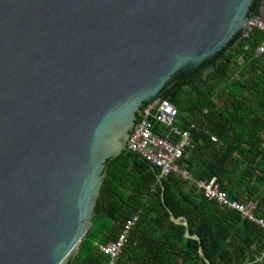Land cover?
<instances>
[{"label":"water","instance_id":"1","mask_svg":"<svg viewBox=\"0 0 264 264\" xmlns=\"http://www.w3.org/2000/svg\"><path fill=\"white\" fill-rule=\"evenodd\" d=\"M253 4L0 0V264L79 259L144 103L243 36Z\"/></svg>","mask_w":264,"mask_h":264},{"label":"trees","instance_id":"2","mask_svg":"<svg viewBox=\"0 0 264 264\" xmlns=\"http://www.w3.org/2000/svg\"><path fill=\"white\" fill-rule=\"evenodd\" d=\"M261 5L254 0V16L260 17ZM262 42L258 28L234 37L194 72L174 76L160 97L176 106L178 129L190 132L179 166L194 179L216 177L231 199L255 202L257 216H264V52L256 51ZM150 119L156 133L179 140ZM160 174L127 149L107 161L92 224L73 264H264L255 260L264 246L261 227L207 199L181 173ZM136 215L111 263L99 245L115 240Z\"/></svg>","mask_w":264,"mask_h":264},{"label":"built area","instance_id":"3","mask_svg":"<svg viewBox=\"0 0 264 264\" xmlns=\"http://www.w3.org/2000/svg\"><path fill=\"white\" fill-rule=\"evenodd\" d=\"M254 28L264 31V20L256 15L250 17L248 28L244 35H248ZM256 51L257 53L264 52V42L257 47ZM177 114L176 106L167 99L159 98L145 102L126 142L127 150L158 166L161 169L160 176L171 172L181 173L184 179L195 182L207 199L216 200L221 205L239 211L244 217L256 223L264 231V216L255 214V202L243 203L239 200L231 199L227 192L221 189L216 177H213L210 181L194 179L189 170L179 166L178 160L184 155L185 148L190 144V132L180 130L175 125ZM151 117L170 127L176 135L180 136L179 140L176 141L169 135L163 137L156 133L154 124L150 119ZM137 219V215L130 219L115 240L99 245L100 250L110 256L111 263H114L121 254L122 248L128 241V234ZM255 260L257 262L264 260V246L260 253L256 254Z\"/></svg>","mask_w":264,"mask_h":264},{"label":"crops","instance_id":"4","mask_svg":"<svg viewBox=\"0 0 264 264\" xmlns=\"http://www.w3.org/2000/svg\"><path fill=\"white\" fill-rule=\"evenodd\" d=\"M260 18L264 20V0H262V5L260 8Z\"/></svg>","mask_w":264,"mask_h":264},{"label":"rangeland","instance_id":"5","mask_svg":"<svg viewBox=\"0 0 264 264\" xmlns=\"http://www.w3.org/2000/svg\"><path fill=\"white\" fill-rule=\"evenodd\" d=\"M71 264H73V259H71Z\"/></svg>","mask_w":264,"mask_h":264},{"label":"flooded vegetation","instance_id":"6","mask_svg":"<svg viewBox=\"0 0 264 264\" xmlns=\"http://www.w3.org/2000/svg\"><path fill=\"white\" fill-rule=\"evenodd\" d=\"M159 99V98H156V100Z\"/></svg>","mask_w":264,"mask_h":264}]
</instances>
